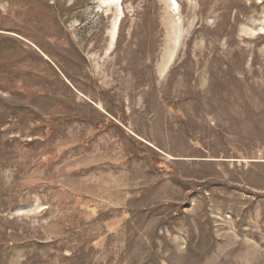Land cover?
<instances>
[{
    "label": "rangeland",
    "instance_id": "1",
    "mask_svg": "<svg viewBox=\"0 0 264 264\" xmlns=\"http://www.w3.org/2000/svg\"><path fill=\"white\" fill-rule=\"evenodd\" d=\"M0 264H264V0H0Z\"/></svg>",
    "mask_w": 264,
    "mask_h": 264
},
{
    "label": "bare ground",
    "instance_id": "2",
    "mask_svg": "<svg viewBox=\"0 0 264 264\" xmlns=\"http://www.w3.org/2000/svg\"><path fill=\"white\" fill-rule=\"evenodd\" d=\"M117 25H118V20L115 21V24L113 26V35H115L116 29H117Z\"/></svg>",
    "mask_w": 264,
    "mask_h": 264
}]
</instances>
